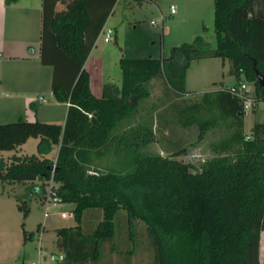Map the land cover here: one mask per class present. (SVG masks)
I'll return each mask as SVG.
<instances>
[{"label": "trees", "instance_id": "16d2710c", "mask_svg": "<svg viewBox=\"0 0 264 264\" xmlns=\"http://www.w3.org/2000/svg\"><path fill=\"white\" fill-rule=\"evenodd\" d=\"M58 1L43 0L40 60L53 67L55 99L69 104L66 121L20 118L0 124V153L18 152L30 138L39 139L37 153L0 156V181L32 184L42 204L53 181L55 196L73 204L76 226L57 230L66 260L97 259L102 243L115 237V218L124 209L132 239L135 222L145 223L156 264H262L264 120L247 133L244 99L231 87L181 107L177 119L199 125L201 139L210 130L222 132L212 143L214 155L197 166L148 148L175 123V111L169 117L142 110L153 78L163 77L181 96L194 94L187 90L192 62L221 58L230 64L235 87L251 85L256 113L264 102L257 75H264V0H214L215 48L197 36L174 46L169 57L122 58L121 86L106 82L100 97L85 64L117 0H87L88 17L74 13L55 20ZM54 22L69 28L64 41L52 29ZM55 146L57 157H49ZM18 202L26 219L30 205ZM90 208L102 209L103 217L85 234L81 223Z\"/></svg>", "mask_w": 264, "mask_h": 264}, {"label": "rangeland", "instance_id": "374dc122", "mask_svg": "<svg viewBox=\"0 0 264 264\" xmlns=\"http://www.w3.org/2000/svg\"><path fill=\"white\" fill-rule=\"evenodd\" d=\"M172 3L177 10L175 15L171 13ZM153 20L157 25L152 24ZM105 26L115 30L114 41L105 42V33L102 32L89 62L95 93L100 91L101 79L105 83L114 82L121 86L122 58L169 57L174 46L192 42L197 36H203L211 48L217 46L214 0H159L156 3L122 0L116 5ZM229 69V62L223 65L221 58L194 60L187 75V88L194 94L183 96L174 91L163 77L153 78L149 85L151 95L146 99V104L143 103L142 111H165L169 117L175 111V123L158 133L156 142L148 148L163 156L172 155L197 166L212 157V143L222 135L221 130H210L201 139L199 125L185 126L177 119V115L184 105L200 101L203 93L236 85L237 80L229 74ZM244 83L250 89L251 85L245 81ZM252 93L251 90V95ZM43 98L45 101L36 104L39 108L44 107L45 119L42 121L64 124L67 117L66 105L55 102L52 93H44ZM30 107L35 114L33 106ZM29 118L36 120L35 115ZM263 120L264 102H260L256 113L252 109L245 116V131L249 133L256 122ZM38 140L30 138L24 146V153H37ZM14 153L5 152V159L9 160ZM55 155L56 147L50 152V156ZM27 185L10 186L0 181V194H4L0 197L5 201L3 209L7 215L5 221L10 227L8 233H0V264H70L68 259L52 260L51 257L55 255L58 259L61 254L66 255V251L58 246L57 230L76 226L73 204L62 206L61 203H55L47 210L41 203L37 189L32 184L25 187ZM35 185L39 186L40 182L37 181ZM18 201H27L30 205L31 211L26 219L18 208ZM92 213H99L101 217L91 216ZM102 217V209H88L82 224L83 232L91 234ZM23 223L25 227L22 226ZM115 227V237L102 243L97 259L75 261L79 264H156L155 250L144 222H135V239H132L127 212L122 209L116 215ZM111 249L115 251L114 254ZM261 262L264 264V231L261 234Z\"/></svg>", "mask_w": 264, "mask_h": 264}, {"label": "crops", "instance_id": "0c3cea01", "mask_svg": "<svg viewBox=\"0 0 264 264\" xmlns=\"http://www.w3.org/2000/svg\"><path fill=\"white\" fill-rule=\"evenodd\" d=\"M120 1L122 0H117L115 7ZM145 1L156 3L159 0ZM87 3V0L58 1L55 8V20L66 19L74 13L88 17L89 13L87 9ZM172 5L174 4L172 3L170 7ZM115 7L113 13L115 11ZM42 12L43 0H14L11 2L0 0V124L15 122L20 118L29 120V117L31 115H35L36 120L42 121L43 119H45L43 118L44 107L39 108L36 104L45 101V99L43 98L44 93L53 94L52 81L54 70L50 65H43L40 60ZM175 14H177V10L174 15ZM9 22H11V24H9ZM105 27L106 26H104V28ZM52 29L58 35L59 41H64V37L69 31V28L56 22L53 23ZM80 31L83 34V29H81ZM97 41L85 64V68L90 73V84L92 91L93 74L89 69V62L93 58L95 47H97ZM111 42L112 41L107 43ZM226 64L227 60L223 61V65ZM104 84L105 82H103V80L101 79V94L100 91L97 93L93 91L96 96L100 97L102 95ZM32 101H34V103H31ZM55 102L60 105L65 104L66 112L68 111V103H61L56 99ZM30 103L32 105H30ZM30 106H33L32 108L34 109L35 114L31 112ZM26 143L22 145L18 152L12 151L15 152L12 156H14L16 153L18 155L26 154L24 153V146H26ZM55 147L56 155L50 156L49 154V157H57L59 146ZM5 152L7 151L1 152L0 156L5 158ZM37 181L39 180H36L34 183H36ZM8 185L12 186V184ZM28 185L25 187H28ZM0 196H4V194L2 193L0 194ZM1 198L3 197H0V233H8L10 227L9 223H6L5 221L7 215L5 213V209H3L5 207V201H3V199ZM86 212L84 213L81 224H83V221L85 220ZM94 215L101 217L99 216V213H92L91 216ZM74 251L75 253H77L76 250ZM111 253L114 254L112 250ZM70 261V264L78 263L77 261H75V259H71Z\"/></svg>", "mask_w": 264, "mask_h": 264}, {"label": "built area", "instance_id": "2783aa9c", "mask_svg": "<svg viewBox=\"0 0 264 264\" xmlns=\"http://www.w3.org/2000/svg\"><path fill=\"white\" fill-rule=\"evenodd\" d=\"M170 8H171V13H173V14L176 13L175 5H172ZM152 24L157 25V22L155 20H153ZM114 32H115V30L113 28H110V27H105L103 29V33H105V41L106 42L114 41V38H113ZM231 89L236 96L244 99V110H245V113L247 115L248 112H250L253 109V105H254L252 95H251V93H248L249 89H247V84L242 82L241 84H239L236 87L232 86ZM53 186H54V182L51 181L50 186L48 187V193H47V197L45 199V203L43 204L47 208V210H49L51 204L61 203L62 206L65 205L52 192ZM51 259L52 260H65V255L61 254L58 259L55 255H52Z\"/></svg>", "mask_w": 264, "mask_h": 264}, {"label": "water", "instance_id": "95a60500", "mask_svg": "<svg viewBox=\"0 0 264 264\" xmlns=\"http://www.w3.org/2000/svg\"><path fill=\"white\" fill-rule=\"evenodd\" d=\"M258 78L260 80L261 85L264 87V75L257 71Z\"/></svg>", "mask_w": 264, "mask_h": 264}]
</instances>
